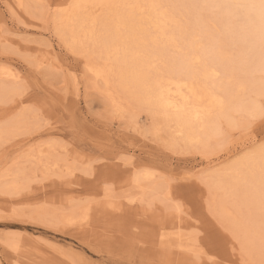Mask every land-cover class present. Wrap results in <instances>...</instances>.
<instances>
[{
    "label": "rangeland",
    "instance_id": "obj_1",
    "mask_svg": "<svg viewBox=\"0 0 264 264\" xmlns=\"http://www.w3.org/2000/svg\"><path fill=\"white\" fill-rule=\"evenodd\" d=\"M23 1L0 0V95L12 89L0 98V264H264L213 186L260 151L264 97L261 111L220 121L208 145L188 143L89 72L59 33L62 0ZM116 6L78 13L102 19ZM37 98L41 109L13 113Z\"/></svg>",
    "mask_w": 264,
    "mask_h": 264
},
{
    "label": "bare ground",
    "instance_id": "obj_2",
    "mask_svg": "<svg viewBox=\"0 0 264 264\" xmlns=\"http://www.w3.org/2000/svg\"><path fill=\"white\" fill-rule=\"evenodd\" d=\"M95 1L62 0L59 33L91 59L88 70L105 83L108 93L111 86L120 88L129 100L161 112L166 127L181 133L186 142L202 146L222 134L220 121L232 123L236 113L262 110L260 0H112L118 6L102 19L80 16L78 12ZM11 91L3 87L0 98ZM262 174L259 151L225 169L213 183L223 194L222 217L260 259ZM146 185L140 180L137 187ZM178 219L181 228L184 223Z\"/></svg>",
    "mask_w": 264,
    "mask_h": 264
},
{
    "label": "snow or ice",
    "instance_id": "obj_3",
    "mask_svg": "<svg viewBox=\"0 0 264 264\" xmlns=\"http://www.w3.org/2000/svg\"><path fill=\"white\" fill-rule=\"evenodd\" d=\"M259 7L264 12V0H260ZM42 100L37 98L35 100H25L17 104L16 109H13V113L20 107H31L33 111H37L42 108ZM261 158H262V173H264V144L260 146ZM262 183H264V174H262Z\"/></svg>",
    "mask_w": 264,
    "mask_h": 264
}]
</instances>
